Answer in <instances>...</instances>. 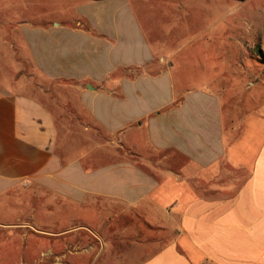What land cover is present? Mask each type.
Wrapping results in <instances>:
<instances>
[{
    "label": "crops",
    "instance_id": "1",
    "mask_svg": "<svg viewBox=\"0 0 264 264\" xmlns=\"http://www.w3.org/2000/svg\"><path fill=\"white\" fill-rule=\"evenodd\" d=\"M0 2L17 264H264V0Z\"/></svg>",
    "mask_w": 264,
    "mask_h": 264
},
{
    "label": "rangeland",
    "instance_id": "2",
    "mask_svg": "<svg viewBox=\"0 0 264 264\" xmlns=\"http://www.w3.org/2000/svg\"><path fill=\"white\" fill-rule=\"evenodd\" d=\"M21 12L26 13L29 11L28 10L22 11V9L20 8V3L0 2V22H2V18L7 16L6 13L8 15L9 14L17 15ZM21 20H23V19H21ZM21 22H23V21H21ZM239 33L241 34L242 32L241 31L238 32L236 30V33L234 35L235 36V45H244L245 41L241 40V35ZM258 58L261 59V64H259L257 66V68H255V67L250 68L251 72L247 73L249 76H251V75L255 76L257 74H260V72L262 73V68H264V57L261 56ZM248 59H250V58H248ZM248 63L251 64V62H249V60H248ZM229 74L232 75L229 78V80L231 83L234 84V87L237 90L238 89L237 87H239L241 85L240 82L242 81V79L235 80V78L237 77V75L239 73L236 74L235 72H230ZM263 81H264V79L261 80V83H263ZM260 90L264 91V85H262V88ZM232 91H234V90H232ZM243 95L244 94L242 93V90L238 89V97L239 98H240V96L243 97ZM244 98H245V95H244ZM11 196H14V195H12V194L8 195V199ZM13 201H17V202H15V205H17V203H19L18 200H13ZM15 208L19 209V207H16V206H15ZM20 208L22 209V211L24 210V208L22 206ZM12 211H15V210H12ZM15 215H17V214H15ZM6 220H7L6 218L4 220L0 217V264H17L18 261L20 260L19 257L23 254V252L25 251L24 249L26 247H30L31 249H29V250L31 251L36 242L37 243H43V242L48 240L47 237L42 236V235H46V234H44L43 230H41V229H44L45 227H34V226L32 228H30L32 231H30L28 234H26L27 236H24L22 239H20L19 237H16V236L9 238L8 237L9 231L4 230V225H3L4 223H6ZM28 251H26V252H28ZM26 252H24V253H26ZM44 264H54V261L49 259L47 261V263H44Z\"/></svg>",
    "mask_w": 264,
    "mask_h": 264
}]
</instances>
